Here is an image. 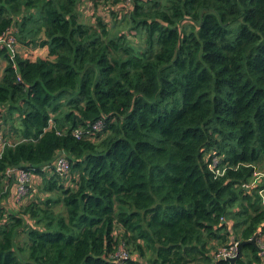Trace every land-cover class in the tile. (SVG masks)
Segmentation results:
<instances>
[{
    "label": "trees",
    "instance_id": "1",
    "mask_svg": "<svg viewBox=\"0 0 264 264\" xmlns=\"http://www.w3.org/2000/svg\"><path fill=\"white\" fill-rule=\"evenodd\" d=\"M7 32L0 264H230L264 232V0H0Z\"/></svg>",
    "mask_w": 264,
    "mask_h": 264
},
{
    "label": "built area",
    "instance_id": "2",
    "mask_svg": "<svg viewBox=\"0 0 264 264\" xmlns=\"http://www.w3.org/2000/svg\"><path fill=\"white\" fill-rule=\"evenodd\" d=\"M130 1L131 0H126V3L128 4ZM3 43L6 44L12 52L14 51V47H15L14 39L10 35V32H7V34L3 38L0 39V45H3ZM102 125H103L102 121L99 120L94 124L93 127L94 129L99 130L102 128ZM81 133L82 132L80 130H77L76 136L80 135ZM3 143L4 141H3L2 133L0 129V150L3 147ZM53 168L57 172H60L63 174L67 173L69 170L68 159L64 155H60L59 157H57L56 161L54 162ZM31 171H32V168H18V169L8 170V173L14 172L15 177H16L14 191L11 194V199H10L12 204L16 207L24 201L28 193V188H29L28 182L32 178ZM254 175L255 177L253 178L252 182L250 184L244 185L245 188L250 189L259 180H262L264 184V173L260 171H256ZM259 193L262 196V204L264 205V186L259 190ZM237 242L238 241H234L233 243L229 245L220 246L215 252H213V258L215 260L229 261V258L235 256L237 253V249H236ZM255 244L257 245L259 249V255L262 259L261 262H258L256 264H264V232L258 231V235L255 239ZM129 256L130 255L128 251L125 249V247L123 245H120L118 249L116 250V252L114 253L113 258L115 260V264H126L127 260L129 259Z\"/></svg>",
    "mask_w": 264,
    "mask_h": 264
},
{
    "label": "water",
    "instance_id": "3",
    "mask_svg": "<svg viewBox=\"0 0 264 264\" xmlns=\"http://www.w3.org/2000/svg\"><path fill=\"white\" fill-rule=\"evenodd\" d=\"M258 235V232L254 233V235L249 238L248 240H240L236 243V249H237V253L235 256L229 258V263L230 264H235V262L238 260V259H241L242 258V247L245 245V244H248V243H254L255 244V239Z\"/></svg>",
    "mask_w": 264,
    "mask_h": 264
},
{
    "label": "crops",
    "instance_id": "4",
    "mask_svg": "<svg viewBox=\"0 0 264 264\" xmlns=\"http://www.w3.org/2000/svg\"><path fill=\"white\" fill-rule=\"evenodd\" d=\"M40 53H41V55H45L46 54V50L44 49V50H41L40 51ZM5 65H6V61L5 60H3L1 57H0V77L2 76V74H3V70H4V67H5ZM13 191H14V187H13V189H12ZM13 191H12V193H13ZM12 203V202H11ZM13 205V204H12ZM14 206V205H13ZM15 207V206H14Z\"/></svg>",
    "mask_w": 264,
    "mask_h": 264
},
{
    "label": "rangeland",
    "instance_id": "5",
    "mask_svg": "<svg viewBox=\"0 0 264 264\" xmlns=\"http://www.w3.org/2000/svg\"><path fill=\"white\" fill-rule=\"evenodd\" d=\"M81 10L83 11V15H82V18L84 19V18H90L89 16V14L91 13V10L90 9H88V10H85V12H84V9H83V5H82V8H81ZM140 43H142V41L139 39V38H136V44H140ZM0 129H1V133H2V128L0 127ZM141 261V260H140Z\"/></svg>",
    "mask_w": 264,
    "mask_h": 264
}]
</instances>
